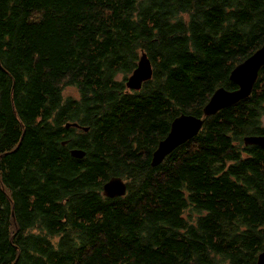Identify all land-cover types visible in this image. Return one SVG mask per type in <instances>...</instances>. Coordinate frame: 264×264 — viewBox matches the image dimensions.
Listing matches in <instances>:
<instances>
[{"label":"trees","instance_id":"trees-1","mask_svg":"<svg viewBox=\"0 0 264 264\" xmlns=\"http://www.w3.org/2000/svg\"><path fill=\"white\" fill-rule=\"evenodd\" d=\"M263 42L264 0H0V264H256L264 149L242 137L264 134V64L202 108ZM182 112L200 130L151 166Z\"/></svg>","mask_w":264,"mask_h":264},{"label":"water","instance_id":"water-1","mask_svg":"<svg viewBox=\"0 0 264 264\" xmlns=\"http://www.w3.org/2000/svg\"><path fill=\"white\" fill-rule=\"evenodd\" d=\"M263 64L264 42L230 71L229 78L236 84V88L227 89L223 86L216 88L204 104L202 115H214L224 107L248 96L256 81L258 71ZM151 75V62L146 53L141 52L138 56L136 67L125 79V86L130 89H138L144 81L150 79ZM202 124L203 117L201 116L184 112L175 116L170 122L167 134L158 141L157 146L152 151L150 165H158L178 145L196 135ZM69 125L79 126L77 123L67 124V126ZM83 128L87 129V127ZM242 139L245 145H258L264 149V134L244 135ZM84 153L83 150L78 148L70 149V154L76 158H81ZM125 192L126 183L118 176H112L109 181L102 185V194L106 197L121 196ZM256 264H264V248L257 255Z\"/></svg>","mask_w":264,"mask_h":264},{"label":"rangeland","instance_id":"rangeland-1","mask_svg":"<svg viewBox=\"0 0 264 264\" xmlns=\"http://www.w3.org/2000/svg\"><path fill=\"white\" fill-rule=\"evenodd\" d=\"M127 77V76H126ZM117 78H122V75L121 74H119L118 76H117ZM63 96L64 97H72V98H77L78 96H79V94H78V92H77V90H76V88L75 87H73V86H71V87H65L64 89H63ZM262 123H264V115H263V117H262Z\"/></svg>","mask_w":264,"mask_h":264},{"label":"bare ground","instance_id":"bare-ground-1","mask_svg":"<svg viewBox=\"0 0 264 264\" xmlns=\"http://www.w3.org/2000/svg\"><path fill=\"white\" fill-rule=\"evenodd\" d=\"M139 89V88H138ZM67 126V125H66ZM72 149H74V148H72ZM70 152V151H69ZM119 178H121L120 176H118ZM112 177H110L107 181H109L110 179H111ZM107 181H105V182H107ZM104 182V183H105Z\"/></svg>","mask_w":264,"mask_h":264}]
</instances>
